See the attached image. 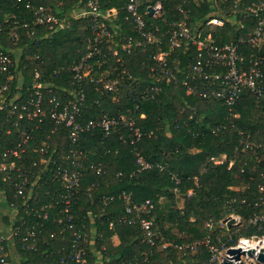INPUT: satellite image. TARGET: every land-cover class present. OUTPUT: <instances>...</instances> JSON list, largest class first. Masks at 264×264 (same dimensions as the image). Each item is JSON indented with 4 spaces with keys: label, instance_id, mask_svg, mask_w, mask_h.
<instances>
[{
    "label": "trees",
    "instance_id": "16d2710c",
    "mask_svg": "<svg viewBox=\"0 0 264 264\" xmlns=\"http://www.w3.org/2000/svg\"><path fill=\"white\" fill-rule=\"evenodd\" d=\"M155 1H144L143 6L154 4ZM259 1L226 0L220 3V10H216L213 0H160L161 15L147 13L145 17L150 23L158 24L161 30H166L183 18V12L178 9L183 7L187 15L186 22L193 32L210 33L220 42L245 35L252 29L254 18L239 16V13L233 12V8H242ZM32 2L52 6L57 15L67 17L68 25L48 33L38 41L24 35L20 29L23 38L14 42L4 19L12 14L25 15L27 11L22 3L0 0V46L12 48L14 54L21 48L18 59L14 60L16 70L11 90H22L23 96H26V88L31 87L34 73L38 71L42 82H51V91H45V96L58 93L76 99V91L82 89L84 101L79 117L81 121L99 120L102 114H125L141 133L134 143H130L133 130L129 126L119 123L108 134L95 126L80 132L77 144L72 145L66 129L61 125L51 131L50 124L46 122L41 130L33 132L35 142L46 140L49 151L55 149L53 156L56 163L80 171L72 212L76 223L85 224L86 231L90 230L91 225L96 226L90 247L91 250L100 251L102 264L117 261L124 264L127 261L133 264H203L210 256L209 249L204 245H199L195 252L184 247V254L180 255L175 246L160 248L159 239L156 241L158 246L147 244L142 240L143 232L138 221L129 223L119 220L124 212V199L120 197L122 192L130 195L131 203H140L145 199L153 201V210L143 216L153 217L162 235L171 240L173 245L206 236L217 242L225 229L220 226V220L230 212L238 214L243 223L241 228L234 226L227 229V232H232L230 239L225 242L227 246H232L239 236L264 235V223L258 229L248 222L258 209L253 200L264 194V190L259 188L260 185L264 186V108L255 96L249 90L241 91L234 107L238 115L233 119L229 118L228 109L221 102L188 93L180 82L172 80L158 81L161 86L159 93L153 98H145L142 90L153 82L150 67L154 61L149 58V54L155 50V46L148 45L145 49L140 47L126 52L121 49L119 42L116 47L120 52V60L110 55L104 42L99 46L106 52L105 56L93 55L86 60L94 78L106 70H110L109 77L120 78L116 91L102 90L99 82L91 80L90 76H83L77 81L70 67L77 64L88 51L91 15L73 17L68 11L73 6H83L84 0ZM112 6L118 7L119 11L110 27V30L115 31L111 44L120 35L136 37V30L125 19L123 0L101 1L102 9ZM229 14L233 21L228 17ZM212 15L221 16L224 24H207V19ZM236 18L247 23L246 27L236 24ZM258 53L264 56V41ZM174 55L180 59V67L188 66L189 55L184 56L180 50L175 51ZM178 76L181 74L178 73ZM8 127L11 128V136L6 132ZM15 136L17 133L12 123L0 116V150L11 144ZM121 136L126 138L127 143L123 142ZM245 141L254 142L255 145L246 146ZM258 143L262 145L257 146ZM72 146L78 156L73 160L74 165L71 159L57 157V152L64 156ZM221 154H226L222 163L209 161L211 156ZM139 156L150 166L142 168L137 162ZM230 160L232 163L228 166ZM49 166L54 169L51 162ZM96 168H100V172H96ZM28 175L32 181L35 174ZM2 177L3 172L0 171V190H4L9 205L14 199V187ZM30 187L27 185L26 189ZM175 191L183 196L181 207L175 204ZM31 193L29 207L32 210L27 214L21 208L15 222H11V227L14 228L20 222L21 214L24 215L21 221H25L22 230L28 229L36 220L42 221L45 227L32 247L30 241L25 242L28 245L25 248L18 237L14 238L19 252L18 264L51 262L55 256L52 251L66 247L71 237L68 231L58 233L60 224L53 221L59 213L61 197L65 193L63 183L52 178L48 172L40 173ZM104 197H107L106 201ZM230 198H234V201L228 202ZM46 202L52 205L47 218L40 219L35 209L42 214L40 207ZM191 216L194 219H190ZM167 219L178 233L172 234L169 231L171 227H160ZM206 222L212 223V227L207 226ZM51 230L57 231L52 238L49 236ZM114 234L119 238L117 244L112 241ZM87 256L88 264H99L98 257L92 251Z\"/></svg>",
    "mask_w": 264,
    "mask_h": 264
},
{
    "label": "built area",
    "instance_id": "2783aa9c",
    "mask_svg": "<svg viewBox=\"0 0 264 264\" xmlns=\"http://www.w3.org/2000/svg\"><path fill=\"white\" fill-rule=\"evenodd\" d=\"M13 1L17 4L22 3L27 11L25 15L12 14L11 17L4 19L14 42L21 41L23 38L20 29L23 30L24 35L38 41L48 33L68 25L67 17L57 15L55 9L50 5L34 4L32 0ZM101 1L84 0L83 6H73L70 12L68 11L73 17L91 15L90 35L87 37L88 51L77 64L70 67L73 71V77L77 81H80L83 76H90L91 80L99 82L102 90L116 91L119 88L120 78L118 76L109 77L110 70H106L98 78H94L91 75L92 68L86 60L93 55L105 56L106 52L99 46L103 42L106 43L110 55L115 57L116 60L121 59L120 52L116 47L117 42L120 43L121 49L126 52L140 47L145 49L146 46L152 45L155 46V50L149 54V58H152L155 65L150 67L153 82L142 90L143 97L153 98L159 93L161 86L158 81L164 79L180 82L188 93L221 102L227 107L230 119L238 115L234 107L241 91L244 89L249 90L264 108V56L258 53L264 41V0L242 8H233V12L236 11L239 16L254 18V25L245 35L220 42H217L210 33L193 32L186 22L187 15L183 7L178 8L183 12V18L174 22L171 28L161 30L158 24L150 23L145 17L149 13L150 6H153L154 11L152 14L156 16V13L161 9L160 0H156L154 4L148 3L146 6H143L144 1L148 2L150 0H123L126 10L125 19L132 24L137 36L120 35L113 45L111 43L114 41L115 31L110 30V27L113 25L112 22L117 16L119 8L112 6L102 9ZM222 1L226 0H213V6L216 10H220L219 5ZM228 17L231 21L234 20L230 14ZM10 18L13 20L10 21ZM236 20V24L240 27H246L247 23L237 18ZM206 23L221 26L224 24V19L221 16L212 15ZM0 28H2V23H0ZM41 29L44 30L40 34L37 33ZM163 45H166V47L164 48ZM179 50L184 56L189 55V63L186 68L179 66L180 59L177 55H174V52ZM17 51L14 54L12 48L0 46V116H3L5 121H10L17 133L14 141L0 150L2 179L8 180L14 187L12 194L14 199L9 206L16 211L15 214H18L21 208H24V213H30V210H32V207H29L31 190L40 173L48 172L52 178L61 181L65 186V193L62 194L59 213L53 218V221L60 224L58 233L63 234L68 231L71 237L66 247L52 251L55 256L51 258V262L42 264H88V252L94 251L90 247L93 243L92 232L85 230L84 223L81 225L76 223L72 212L74 196L80 180V171L56 163L55 156H53L56 152L55 149L50 152L46 140L35 142L33 132L41 130L46 122L50 124L51 131L61 125L66 129L72 145L77 144L80 132L95 126L101 127L106 134L119 123L129 126L133 130V136L129 139L130 143H134L141 133L137 127L133 126V120L125 114L117 116L102 114L99 120L81 121L79 117L82 112L81 105L84 101L82 89L76 91V99H69L58 95V93H50L45 96V91H51L49 87L51 82H42L38 71L34 73L31 87L26 88L28 91L26 96H23L22 90L13 92L11 81L16 70L14 60L18 59L21 48ZM170 61L172 64H170ZM178 73L181 74L180 77ZM17 87L20 88L19 85ZM6 132L11 136L10 127L6 129ZM46 137L48 138L49 135ZM121 138L123 142L127 143L126 138H123V136ZM245 145L251 147L255 144L254 142L245 141ZM261 145V143H258L257 146ZM57 157L58 159L60 157L71 159L73 165L74 158H78L76 149L73 146L64 156L57 152ZM225 158L226 154H221L211 156L209 161L218 164L222 163ZM50 162L54 165V169L49 166ZM137 162L142 165V168L150 166L140 156L137 158ZM231 163L232 160L229 161L228 166ZM96 172H100V168H96ZM29 173L35 174L32 181L29 180ZM27 185L31 186L29 190L26 189ZM259 188L264 190L263 185H260ZM120 197L124 199V212L119 220L129 223L138 221L143 232L142 240L150 246H156V241L159 239L160 248L165 249L175 246L179 254L182 255L184 254V247L190 249L191 252H195L199 245H204L209 249L210 256L208 261L203 264H220L223 257L226 256V251L223 256L219 255L220 247L223 244L220 237L217 238V242L211 241L206 236L188 243L173 245L171 240L162 235L153 217L143 216L145 213H150L154 208L151 199H145L140 203H131L130 195L125 192H122ZM17 198L21 199L18 200ZM103 199L106 201L107 197ZM233 201L234 198L228 200V202ZM253 203L258 209L249 217L248 222L259 229L264 223V194L260 197L256 196ZM51 205L47 202L42 205L40 207L43 211L42 214L35 209L40 219L47 218ZM23 217L24 215L21 214V220ZM238 217L240 218L239 215ZM238 217L234 219L238 220ZM21 220L14 228L11 227L9 236H12V238L18 237L25 248L28 246L25 242L30 241V247H32L45 225L42 221L36 220L37 222H33L28 229L22 230L25 221ZM206 225L212 227L213 224L206 222ZM223 225H227L224 219L220 220V226ZM56 233L57 231L51 230L49 236L52 238ZM260 237L263 238L264 235ZM240 240L241 238L237 245H240ZM6 241L7 236L0 233V264H9ZM257 246L259 247V245ZM98 263L102 264L100 255L98 256ZM113 264H124V262L117 261ZM126 264L133 263L127 261Z\"/></svg>",
    "mask_w": 264,
    "mask_h": 264
},
{
    "label": "crops",
    "instance_id": "0c3cea01",
    "mask_svg": "<svg viewBox=\"0 0 264 264\" xmlns=\"http://www.w3.org/2000/svg\"><path fill=\"white\" fill-rule=\"evenodd\" d=\"M4 190H0V233L7 236L6 241V249L8 254V263L9 264H18L19 262V252L17 251L15 247V239L12 238V236H9L11 231V222L14 223L16 216L18 214H15L16 211L13 210L8 204L7 200L4 197ZM21 218V217H20ZM90 231L93 233L96 232V226L91 225ZM112 241L114 244H117L119 242V238L117 234H114L112 236ZM93 254L98 257L100 255V251L94 250ZM178 257L180 255L178 254ZM176 264H179L176 263Z\"/></svg>",
    "mask_w": 264,
    "mask_h": 264
},
{
    "label": "rangeland",
    "instance_id": "374dc122",
    "mask_svg": "<svg viewBox=\"0 0 264 264\" xmlns=\"http://www.w3.org/2000/svg\"><path fill=\"white\" fill-rule=\"evenodd\" d=\"M160 11H161V9H160ZM160 11L157 12L156 15H160L161 14ZM182 200H183V196H181L180 193H178L177 191H175V204L178 207H181L182 206ZM226 216H229L230 218H233V221L231 222V224H230L229 227L227 225H225V226L223 225V227H225V229L222 231L221 236H220V238L222 240V243H223L222 246L220 247V254H219L220 256H223L224 253H225V251L227 250V248L230 247V246H227L225 242L230 239V236L229 235H231L232 232H227V229L230 228V227H234V226H238L239 228H241L242 227V223H243V221L241 220V218H239L238 215H236V214H234L232 212L228 213ZM235 217H238L239 219L238 220L237 219L235 220L234 219ZM190 219H194L193 216H191ZM160 227L163 228V229H166V228L171 227V228H169V231L172 234L178 233L176 227H174L171 224V221H169L168 219L165 220V222H163ZM243 237H246V238H249V239H253V240H256V241L259 240V239H261V237L259 238V236H257V235L239 236L237 238V240L234 242V244H232V245L235 246V245L239 244V239L240 238H243ZM242 259L246 261V264H255V263H257V261L255 259L251 260L247 256H243ZM252 261H253V263H251Z\"/></svg>",
    "mask_w": 264,
    "mask_h": 264
},
{
    "label": "water",
    "instance_id": "95a60500",
    "mask_svg": "<svg viewBox=\"0 0 264 264\" xmlns=\"http://www.w3.org/2000/svg\"><path fill=\"white\" fill-rule=\"evenodd\" d=\"M154 11L153 6L149 7V13L152 14ZM224 221L227 222L229 227L233 218L226 216ZM226 256L223 257L220 264H246V261L242 259L243 256H247L251 260L255 259L259 263H264V247L252 246L244 248L241 245L230 246L226 250ZM253 263V261L251 262Z\"/></svg>",
    "mask_w": 264,
    "mask_h": 264
},
{
    "label": "bare ground",
    "instance_id": "6f19581e",
    "mask_svg": "<svg viewBox=\"0 0 264 264\" xmlns=\"http://www.w3.org/2000/svg\"><path fill=\"white\" fill-rule=\"evenodd\" d=\"M240 245L244 248L252 247V246H256V245L264 247V237L261 238L260 240H257V241L243 237L240 240Z\"/></svg>",
    "mask_w": 264,
    "mask_h": 264
}]
</instances>
